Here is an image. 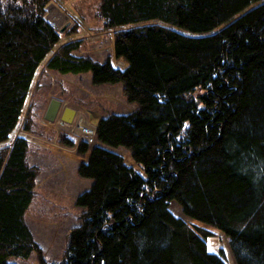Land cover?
Instances as JSON below:
<instances>
[{"label": "trees", "instance_id": "obj_1", "mask_svg": "<svg viewBox=\"0 0 264 264\" xmlns=\"http://www.w3.org/2000/svg\"><path fill=\"white\" fill-rule=\"evenodd\" d=\"M49 3L0 0V264L41 253L26 222L41 168L27 159V100L44 62L121 84L136 109L78 144L77 174L92 181L75 197L81 219L62 258L41 264H229L201 224L227 236L235 264H264V0H98L121 67L74 53L80 40L56 50L75 24L55 30Z\"/></svg>", "mask_w": 264, "mask_h": 264}, {"label": "rangeland", "instance_id": "obj_2", "mask_svg": "<svg viewBox=\"0 0 264 264\" xmlns=\"http://www.w3.org/2000/svg\"><path fill=\"white\" fill-rule=\"evenodd\" d=\"M97 1L50 0L47 5V20L51 25L59 30L66 24L65 29L69 27L70 30L75 24V32L62 34L56 50L70 38L80 40V46L74 53L89 55L99 61L111 57L114 64L121 67L122 62L114 61L112 57L113 34L116 29L104 28L102 20L96 14ZM45 64L44 62L40 68L27 100L32 118V128L28 136L33 141L31 146L34 145L27 159L41 168L36 177L34 198L26 212V222L41 248V253L39 255L33 252L27 259L11 258L10 261L16 264H41L39 256L46 263L62 258L69 231L81 219L82 209L75 205V197L92 183L89 179L79 177L76 171L77 165L88 156L87 153H79L77 150L78 144L83 141L78 133V130L83 129L82 124L79 129V125L73 120L72 124H66V128H60L59 118L54 122L46 121L43 114L50 98L60 99L64 104L61 109L70 106L81 112L82 122H86L93 129L101 117L111 113L127 114L136 109V104L128 102L122 94L119 83L94 85L90 72L61 74L46 69ZM60 137H65V140L72 139L74 144L69 146L66 141L60 142ZM88 147L92 148L93 144H88ZM111 149L124 155L129 161L125 148ZM169 210L185 222L190 221L175 201L169 202ZM201 226L208 232V251H221L229 264H235L227 236L212 226Z\"/></svg>", "mask_w": 264, "mask_h": 264}, {"label": "water", "instance_id": "obj_3", "mask_svg": "<svg viewBox=\"0 0 264 264\" xmlns=\"http://www.w3.org/2000/svg\"><path fill=\"white\" fill-rule=\"evenodd\" d=\"M66 25H64L60 32H63ZM61 100L55 97H51L46 109L43 114V118L48 122H54L57 118H59L62 124H70L73 122L76 109L70 106H65L61 109Z\"/></svg>", "mask_w": 264, "mask_h": 264}, {"label": "built area", "instance_id": "obj_4", "mask_svg": "<svg viewBox=\"0 0 264 264\" xmlns=\"http://www.w3.org/2000/svg\"><path fill=\"white\" fill-rule=\"evenodd\" d=\"M82 128L83 129L79 130V135L83 137L87 142H93L95 138L94 130L88 125H85V127L82 126Z\"/></svg>", "mask_w": 264, "mask_h": 264}, {"label": "bare ground", "instance_id": "obj_5", "mask_svg": "<svg viewBox=\"0 0 264 264\" xmlns=\"http://www.w3.org/2000/svg\"><path fill=\"white\" fill-rule=\"evenodd\" d=\"M63 105L64 104L61 101V106L60 107H62ZM82 118H83V114L81 112H79V111H76L73 120H75L76 125L78 124L80 126L82 124V126L85 127V125H87V123L86 122L83 123L82 122ZM58 124H59L60 128H66L67 127L66 124H61V123H58Z\"/></svg>", "mask_w": 264, "mask_h": 264}]
</instances>
